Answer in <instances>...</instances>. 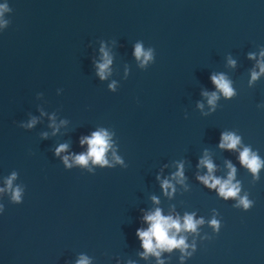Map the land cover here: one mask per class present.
Here are the masks:
<instances>
[{
  "label": "water",
  "instance_id": "1",
  "mask_svg": "<svg viewBox=\"0 0 264 264\" xmlns=\"http://www.w3.org/2000/svg\"><path fill=\"white\" fill-rule=\"evenodd\" d=\"M0 3L9 9L0 16V188L15 173L21 189L19 204L10 190L0 193V264H75L80 255L90 264H157L138 255L135 236L155 207L204 220L195 236L184 233L186 243L195 239L191 256L161 252L163 264H264V165L254 179L239 149L217 147L221 132H233L264 161V74L249 83L256 59H248L264 49V0ZM137 42L152 49L143 67ZM101 44L111 56L103 80L95 68ZM217 73L234 95L217 92L210 111L202 93L217 91L209 79ZM32 118L31 128L21 126ZM98 129L110 133L111 166L65 167L54 155L60 144V155L84 152L79 139ZM205 151L215 176H226V161L235 167L238 195L252 201L247 211L196 179L206 172L197 168ZM177 163L184 182L172 180L168 197L156 177L170 178Z\"/></svg>",
  "mask_w": 264,
  "mask_h": 264
},
{
  "label": "clouds",
  "instance_id": "2",
  "mask_svg": "<svg viewBox=\"0 0 264 264\" xmlns=\"http://www.w3.org/2000/svg\"><path fill=\"white\" fill-rule=\"evenodd\" d=\"M8 6L6 3H0V16L7 12ZM6 21L0 19V29L6 25ZM100 60L95 63L96 75L103 80L109 71V65L111 63V56L109 52L105 49L104 45L101 44L100 49ZM133 56L139 62L140 66L143 67L145 64L152 60V49H143L141 43L137 42L133 47ZM256 59V64L254 69L250 71L249 83L255 81L261 74H264V49H261L258 54L248 53V59ZM229 66H234L235 61L229 59ZM255 69H258L255 70ZM211 83L214 85L217 91L211 93L204 92L207 98V104L209 105V110L217 100V92L224 98H230L234 95V90L230 86V81L222 74H212L209 76ZM109 89L113 88V84H109ZM198 108L202 105L197 104ZM43 115V113H41ZM51 123L49 127L52 128L53 134L57 130V125L55 124L54 118L49 116ZM36 123L35 118L28 121L26 125L22 124V127L31 128L33 124ZM61 124L64 122L61 121ZM46 136L47 133H43ZM79 144L81 146L87 145L84 152L78 154L60 155L67 149V144H60L54 150V155L60 156L65 167H70L71 165H79L85 167L91 162L92 165L105 166L109 165V161L106 159L105 154L110 148H112V143L110 140V133L104 129H98L91 132L88 136H82L79 139ZM218 148L224 150L238 151V161L241 166L245 167L255 179L257 177L258 171L264 165L259 156L251 151L248 146H242L240 137L233 132H221ZM71 160V164L69 161ZM112 161L116 163H121L119 157L116 156L115 150H112ZM203 167L206 172L203 175H197L196 179L202 183L209 190H215L218 197L228 200L230 198L236 200L234 207H240L242 210L247 211L252 204V201L247 199V194L239 196L240 185L239 182H234L235 167L230 162H225V167L227 168V173L224 178L215 176L214 170L215 165L212 163L207 152L197 162V168ZM91 170V169H89ZM15 179V173H12L4 180V187L0 188V193H8L11 191L10 199L12 202L19 204L21 202V189L19 186H13V180ZM156 179L159 181L162 194L171 197L174 187L172 180H175L178 184H183V164H176V171L171 173L170 178L165 177L161 179L158 174ZM153 204H157L158 200L155 196L152 198ZM3 212V206H0V213ZM141 220L146 227H138L135 230V236L140 242V248L142 249L138 255L141 258H147L149 255L153 256L157 260V264H163L160 260L161 252H171L173 249H178L181 253L180 260L183 262L185 257L191 256L192 251L195 250V239L192 243H186V237L184 233H192L194 236L197 234L198 226L204 223L202 218H195L194 213H185L182 217L175 214L162 215V211L159 207H155L152 210L143 213ZM209 226L213 229V232H217L220 228L218 220L214 217L208 221ZM179 234V235H178ZM202 239H204L202 237ZM188 250V251H186ZM75 264H90V259L84 255H80L76 259ZM131 264V262H129Z\"/></svg>",
  "mask_w": 264,
  "mask_h": 264
}]
</instances>
